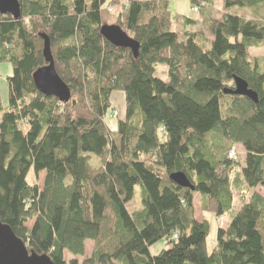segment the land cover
Wrapping results in <instances>:
<instances>
[{"label":"trees","instance_id":"trees-1","mask_svg":"<svg viewBox=\"0 0 264 264\" xmlns=\"http://www.w3.org/2000/svg\"><path fill=\"white\" fill-rule=\"evenodd\" d=\"M217 1L191 0L196 19L173 15L170 0H19L20 19L0 14V64L12 66L7 107L0 94V224L29 252L53 264H264V198L255 191L264 189V63L250 53L264 47V0H221L219 15ZM103 26L138 42V58L111 45ZM41 35L71 90L67 104L35 87L46 65ZM235 78L258 104L224 93ZM115 93L125 114L111 130ZM235 146L242 167L228 158ZM31 169L45 173L42 187L28 181ZM177 173L194 190L178 186ZM239 183L251 197L209 251L196 197L222 218ZM137 187L143 209L131 212ZM162 240L166 249L151 256Z\"/></svg>","mask_w":264,"mask_h":264},{"label":"water","instance_id":"water-1","mask_svg":"<svg viewBox=\"0 0 264 264\" xmlns=\"http://www.w3.org/2000/svg\"><path fill=\"white\" fill-rule=\"evenodd\" d=\"M0 14L12 16L15 20L20 19L21 6L19 0H0ZM101 35L114 47L129 49L134 58H138L139 43L131 39L121 28L103 26ZM41 37L44 41L43 56L46 65L34 73L35 87L43 96L55 97L60 103L67 104L71 100V90L56 71L49 38L46 35H41ZM234 82L235 89H225V94L245 97L258 104V94L249 88L246 81L235 78ZM171 179L182 188L194 190L188 178L182 173L171 175ZM0 264H53V262L47 255L29 252L28 247L9 226L0 224Z\"/></svg>","mask_w":264,"mask_h":264},{"label":"rangeland","instance_id":"rangeland-1","mask_svg":"<svg viewBox=\"0 0 264 264\" xmlns=\"http://www.w3.org/2000/svg\"><path fill=\"white\" fill-rule=\"evenodd\" d=\"M222 1L218 0L216 4V10H217V15L220 13V9L222 7ZM170 10L173 13V15H180L184 17H190L192 19L197 18V12L193 9V5L191 3V0H170ZM232 13H238L242 16H245L248 19L253 18V14L250 13L247 10H242L239 8H235L232 10ZM216 15V16H217ZM251 56L253 58L260 59L264 63V47L258 48V49H251L250 51ZM12 74V66L9 63L5 64H0V94H1V100L2 104L4 107H7L8 105V82H7V77ZM166 74H167V69L165 66H159L158 67V77L161 79H166ZM112 106H113V111H109L107 114L106 118V124L111 130H115L117 128V122L118 119H122L125 114V97L123 93H115L113 95V100H112ZM118 113L117 116H115V113ZM118 118V119H117ZM236 150V156H237V161L242 167L243 162L245 160V152L242 149L241 146H235ZM228 158H229V153H228ZM97 159H94L93 165H98ZM241 167L237 168L235 175L239 174V170ZM234 176V174H233ZM45 178V173H40L36 175L34 173V170L31 169L28 175V181L32 184L37 183L38 186L42 187L43 182ZM238 186V185H237ZM247 189L245 188L244 185H241L239 183V188L235 191V197H234V207L233 210L230 214H227L223 216L222 218H217L215 215L210 214V213H205L203 212V200L200 196L196 197L195 204H196V214L197 218L200 220H207L210 224V235L207 240V245H208V250L211 251L213 247L216 245V234L218 229H227L229 226L232 217L234 216L235 213L239 211V209L249 201L250 195L249 192L246 191ZM256 193L259 194L262 198H264V189L261 187L257 188ZM128 209L131 212H138L143 209V205L141 202V197H140V188L137 187L135 190V196L133 200L128 204ZM32 226V224H30ZM110 228V225H108V228L105 229V232L108 231ZM109 231L105 235V246L109 248L110 246L112 247V237L110 238L109 236ZM107 236V237H106ZM167 244L165 240H162L152 246L150 248V254L151 256H157L166 249ZM95 248V243L93 242H88L87 243V257H90L92 255V252L94 251ZM67 260H71L72 256L69 254L66 255ZM80 263L83 262V259H79Z\"/></svg>","mask_w":264,"mask_h":264},{"label":"built area","instance_id":"built-area-1","mask_svg":"<svg viewBox=\"0 0 264 264\" xmlns=\"http://www.w3.org/2000/svg\"><path fill=\"white\" fill-rule=\"evenodd\" d=\"M196 12H197V9H194ZM115 116H117L118 115V113L116 112L115 114H114ZM236 150H235V148L233 149V150H231L230 152H229V159L230 160H237V156H236Z\"/></svg>","mask_w":264,"mask_h":264}]
</instances>
